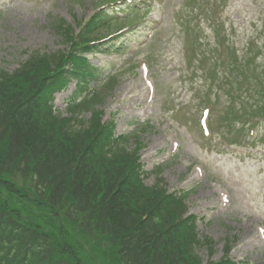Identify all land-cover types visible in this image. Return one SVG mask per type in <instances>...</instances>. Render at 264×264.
Here are the masks:
<instances>
[{"label":"rangeland","instance_id":"obj_1","mask_svg":"<svg viewBox=\"0 0 264 264\" xmlns=\"http://www.w3.org/2000/svg\"><path fill=\"white\" fill-rule=\"evenodd\" d=\"M102 1L0 0V71L14 70L30 52L61 49L63 45L50 30V22L73 24L74 16L86 22L104 4ZM110 1L114 0L106 1L104 9L108 7V14H114L108 16L112 20L131 19L135 14L145 18L117 36L124 38L115 47L126 43L128 47L90 58L102 63L107 72L122 69L127 73L104 102L106 116L114 117L117 134L141 133L144 171L161 165V176L170 192L189 191L187 203L189 212L197 216L199 237L214 243L211 260H219L225 239L234 237L233 260L264 264V120L257 122L254 115L264 104V77L260 88L250 85V79L243 82L236 72L229 75L228 70L218 71L210 63L198 65L201 69H194L196 64L181 70L182 62L191 67L197 63L193 60L194 47L185 51L187 41L176 23L186 17L185 11L180 13L182 0H117L109 6ZM217 1L220 5L209 7L206 15L199 9L188 13L187 20H193L189 47L196 41H202L204 48L212 47L216 26L222 40L238 55L246 44L260 47L264 43V0ZM128 7L135 12H127ZM110 24L108 34L114 32L116 21ZM222 56L227 60L226 54ZM263 56L262 49L259 58ZM142 65L147 67L146 77ZM218 79L223 82L220 87ZM217 89L222 92L215 98ZM68 95L55 96L56 109L63 111V99ZM205 108L210 110L208 137L199 125ZM251 119L257 123L244 124ZM144 126L151 129L144 132ZM16 182L33 200L32 182ZM147 183H154L153 176ZM2 201L17 207L15 197L0 189ZM37 215L41 216L37 223L49 232L55 233L54 227L64 223L63 218L56 220L45 209H39ZM91 241L101 245L105 239L97 236ZM94 254L88 250L85 257L90 260ZM199 255L206 260L205 249Z\"/></svg>","mask_w":264,"mask_h":264},{"label":"trees","instance_id":"obj_2","mask_svg":"<svg viewBox=\"0 0 264 264\" xmlns=\"http://www.w3.org/2000/svg\"><path fill=\"white\" fill-rule=\"evenodd\" d=\"M59 24L53 29L63 30ZM89 26L76 41H92L96 25ZM68 60L69 75L81 84L97 76L82 57ZM59 61L58 51L35 53L14 74L0 72V175L33 174L37 196L53 210L68 206L64 214L78 222L82 233L106 234L125 264H195L192 242L176 224L175 204L142 189L134 155L124 146L113 147L99 124L68 126L47 108L46 90L68 81L64 71H54ZM105 93L102 89L93 96L90 111L103 103ZM0 263L67 264L54 258L44 235L1 211Z\"/></svg>","mask_w":264,"mask_h":264}]
</instances>
